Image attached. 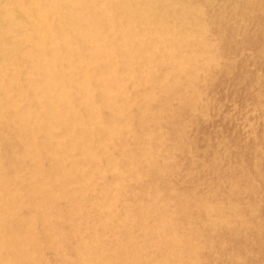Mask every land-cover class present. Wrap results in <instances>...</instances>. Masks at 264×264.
Listing matches in <instances>:
<instances>
[{
    "label": "bare ground",
    "instance_id": "bare-ground-1",
    "mask_svg": "<svg viewBox=\"0 0 264 264\" xmlns=\"http://www.w3.org/2000/svg\"><path fill=\"white\" fill-rule=\"evenodd\" d=\"M197 8L185 0H0V264H47L43 249L65 250V232L78 233L76 244L65 245L79 264L99 258L92 249H103L106 231L90 229L83 207L92 202L97 213H105L93 227L108 221L122 182L103 181L104 173L131 170L139 179L149 168H166L155 157L161 137L151 141L147 127L158 122L152 91L180 103L187 101L185 91L199 95L196 65L190 63L203 50L192 46L198 26L185 27ZM113 63L125 69L116 72ZM151 66L170 71L153 75ZM123 74L131 82L130 96L122 94ZM166 77L174 79L170 85ZM93 192L97 197L90 200ZM172 193L165 188L162 196L167 201ZM148 194L160 199L148 188L137 204L121 197L115 226L121 237L130 241V223L151 218L148 227L142 224L141 243H128L122 261L138 264L137 254L145 259L152 246L164 244L167 251L157 264H179L176 250L184 238L174 234L162 209L152 213L144 201ZM61 195L67 197L63 209L54 203ZM197 202L209 230L216 228L215 218L230 223L224 211L209 216L214 203ZM80 218L86 222L81 231L75 225ZM226 237L237 235L220 234L221 241ZM123 241L114 238L111 244Z\"/></svg>",
    "mask_w": 264,
    "mask_h": 264
},
{
    "label": "rangeland",
    "instance_id": "rangeland-1",
    "mask_svg": "<svg viewBox=\"0 0 264 264\" xmlns=\"http://www.w3.org/2000/svg\"><path fill=\"white\" fill-rule=\"evenodd\" d=\"M185 3L198 7L197 12L188 13L185 27L198 26V40L192 46L200 47L203 50L200 56L206 58L190 63V68L196 65L195 87L199 95L192 97L191 90L185 91L190 102L180 103L174 98L168 100L164 91L152 89L150 105L158 122L147 127L152 131L151 141L155 136L161 137L155 157L159 162L164 160L166 168H149L139 179L131 170L103 172L106 176L103 181L116 178L122 186L116 188L120 196L113 198L114 214L108 215L105 225L93 227L94 222L103 223L105 213H97L99 210L92 207V202L83 207L90 229L106 231L99 245L103 249L97 248L98 252L92 249L99 258H91L90 264H124L123 253L128 243L135 240L136 248L141 243L142 224L148 227L151 218L141 224L138 220L130 223V241L121 237L122 232L117 233L115 226L122 215L121 197L129 204H137L144 188L160 196V199L149 194L144 197L152 213L162 209L174 234L184 238L176 250L179 264H264V0H185ZM112 68L116 72L125 69L122 63H113ZM159 70L170 71L166 66L148 68L153 75ZM122 78L125 82L122 94L130 96L131 82L125 74ZM173 80L166 77L164 84L170 85ZM132 144V154L140 158ZM165 188L173 191L167 201L162 196ZM88 196L90 200L97 197L95 192ZM66 199L61 195L54 203L61 209ZM198 199L217 205L212 206L209 216L214 218L217 212L224 211L230 223L224 225L215 218L216 230H209ZM180 205L185 208L180 209ZM85 223L80 218L75 225L79 224L81 231ZM33 227L40 232L37 222ZM199 230H205L203 236L198 235ZM229 230L237 237L221 241L220 234H228ZM70 233L63 235L65 250L56 253L48 247L43 249L47 264H79L78 255L65 245L68 240L72 246L79 241L78 233ZM114 238L124 241L113 248ZM166 251L164 244H157L147 250V258L138 254L135 257L141 258L138 264H157Z\"/></svg>",
    "mask_w": 264,
    "mask_h": 264
}]
</instances>
